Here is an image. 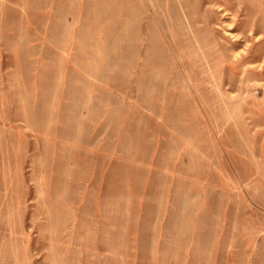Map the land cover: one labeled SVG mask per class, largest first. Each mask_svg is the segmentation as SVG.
I'll use <instances>...</instances> for the list:
<instances>
[{"label": "rangeland", "instance_id": "1", "mask_svg": "<svg viewBox=\"0 0 264 264\" xmlns=\"http://www.w3.org/2000/svg\"><path fill=\"white\" fill-rule=\"evenodd\" d=\"M0 264H264V0H0Z\"/></svg>", "mask_w": 264, "mask_h": 264}, {"label": "bare ground", "instance_id": "2", "mask_svg": "<svg viewBox=\"0 0 264 264\" xmlns=\"http://www.w3.org/2000/svg\"><path fill=\"white\" fill-rule=\"evenodd\" d=\"M251 37V36H250Z\"/></svg>", "mask_w": 264, "mask_h": 264}]
</instances>
